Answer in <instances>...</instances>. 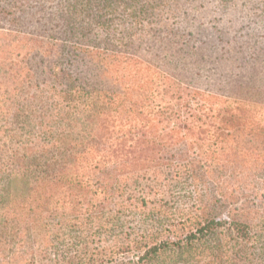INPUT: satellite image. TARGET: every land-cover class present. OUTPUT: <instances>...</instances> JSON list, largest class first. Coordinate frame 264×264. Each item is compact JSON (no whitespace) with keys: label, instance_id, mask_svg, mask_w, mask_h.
Wrapping results in <instances>:
<instances>
[{"label":"rangeland","instance_id":"374dc122","mask_svg":"<svg viewBox=\"0 0 264 264\" xmlns=\"http://www.w3.org/2000/svg\"><path fill=\"white\" fill-rule=\"evenodd\" d=\"M148 2L152 11L135 18ZM85 50L119 54L109 58L115 68L132 54L145 72L152 67L146 91L137 82L128 107L138 108L139 96L160 110L164 87L152 73L161 69L220 99L257 104L264 119V0H0V264H176L171 252L140 257L169 230L186 234L207 215L227 218L235 203L242 220L264 216V172L255 171V156L244 157L250 166L240 173H223L231 204L209 178L188 176L190 162L179 157L185 146L135 145L134 132L163 136L159 111L119 115L111 107L101 120L84 101L64 106L52 97L57 66L76 78H63L64 87L93 91L85 100L99 110L100 91L125 92ZM234 128L204 135L213 160L230 164L237 154L241 161L246 148L264 153V134L254 142ZM188 151L190 161H204L196 147Z\"/></svg>","mask_w":264,"mask_h":264},{"label":"trees","instance_id":"16d2710c","mask_svg":"<svg viewBox=\"0 0 264 264\" xmlns=\"http://www.w3.org/2000/svg\"><path fill=\"white\" fill-rule=\"evenodd\" d=\"M117 5L121 4L119 3ZM109 7H113L112 3ZM152 9L153 4L149 2L139 8H135V18H141V16H137L139 13H149ZM135 18L132 20L133 23H136ZM143 19L147 18L142 17ZM101 24L107 25L105 22H101ZM85 51L88 52L86 55L92 62H97V64L103 66L101 76L109 77L113 82L121 84L125 92L100 91L98 96H103L101 103L103 107L99 110L92 102L85 100V98L93 97L89 96L93 91H89L82 84L73 86L66 84L64 87L65 81L62 80L63 78H66L71 84L74 83L76 78H73L71 72L57 66L58 69L56 68L53 74L56 78V83L50 85L52 97H58L63 102V105L65 102L69 103L70 101H80L81 103L84 101V109H87V111H99L98 116H100L101 120L104 118L103 116L110 115L108 111L111 107L114 108V113L116 111V114L119 115L123 114L124 111L132 113H136L135 111H137L141 115L146 110L147 114L150 115L153 111L156 112L153 105L140 102L138 95L137 101L135 100L134 102V105L139 104L138 108H133V105L130 107L125 105L127 99L132 100L135 90L134 85L137 82H139L137 88L144 92L146 91L145 83L148 80L145 75L147 77L151 76L149 72L152 67H146V71H148L145 72L142 66L136 64L142 61L132 54L131 56H122L125 59L124 66L119 63L120 67L115 68V60H109V58L113 56L117 58L119 54L104 53L101 50H96V52H94L95 50L93 52L89 50ZM74 53L75 57L80 56L79 53ZM152 74L162 80L160 87H164V93L162 94L163 100L160 104V110H158L160 114L165 116V124L163 126L164 134L161 137H157L154 134L152 135V132H149L151 133V137L146 138L144 132H134L132 140L136 143L135 145L151 143L153 145L160 144L163 147H167L180 143L182 146H185V149L179 153V157L181 159H187L190 162L188 176L197 182L204 180L206 177L209 178L214 183V188L219 195L225 196L224 198L230 201L229 203H235L233 198L222 188L224 186L223 173L228 170L233 174L236 172L240 173V170L243 171V168L247 167L245 165H249L247 164L248 160L244 157L247 158L249 155L257 158L255 164L260 161L256 165L253 164V166H256L255 171L263 173L264 153L262 149L257 150L256 148V150L250 151L249 148H246L238 152L241 156L239 158L241 161L237 160V154H232L235 159L230 160V164L227 160L226 162L221 160L216 161L212 158L214 152L210 144L206 141L207 136L204 135L211 132L210 127L220 130H229L231 127H235L234 129L237 130H246V135L255 140L254 142L257 140L263 141L264 119L257 116L256 113L259 106L245 100H233L231 98L220 99L210 91L190 88L189 85H183L184 82L176 78L170 71L159 69L154 70ZM58 85L62 86V88L59 89ZM52 97L50 96V98ZM90 106H94V110L93 108L90 109ZM41 124L43 125V123ZM151 128L152 126L149 125L148 130ZM47 131L46 127L45 130L40 131L43 138L48 137H44ZM131 134L132 131H128L129 138ZM221 134L220 132L216 139L219 144L225 139ZM126 135L124 133V136L120 139L124 140ZM194 147L200 150L198 154L204 158L202 163L190 161V158H188V148ZM223 149V146H219L220 152ZM92 150V148L87 151L84 149L82 153L84 155L90 154ZM96 150L99 153L101 152L99 149ZM220 152L217 154L223 155ZM105 154L108 155L107 152ZM95 164V167H97V163ZM262 189L259 192L264 194V181L262 182ZM242 210L243 208L235 203L233 208L230 209L227 218H216L215 216H211L212 214L207 215L203 220L195 222L193 227L190 224V230L186 234H178L179 232H176L177 230H169L172 234L168 236L167 240L159 244L151 245L143 256L140 257V260H150L157 254L171 252L176 258V264H180L179 262L181 264L183 262H192L193 264L195 262H197L196 264H264V216L259 217L256 223H252L240 218ZM187 223H189V220L185 219L182 228L186 227ZM199 251H203L201 255L208 252L206 261L201 259V257L198 258Z\"/></svg>","mask_w":264,"mask_h":264}]
</instances>
